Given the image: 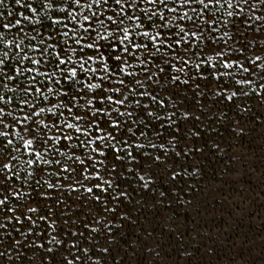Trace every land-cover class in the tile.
I'll list each match as a JSON object with an SVG mask.
<instances>
[{
  "label": "snow or ice",
  "instance_id": "1",
  "mask_svg": "<svg viewBox=\"0 0 264 264\" xmlns=\"http://www.w3.org/2000/svg\"><path fill=\"white\" fill-rule=\"evenodd\" d=\"M13 3L0 12V264L31 248L46 249L40 264L106 262L103 232L74 233L65 206L88 202L73 212L84 224L102 197L124 204L128 177L147 188L139 173L174 171L165 145L187 146L209 93L264 99V0Z\"/></svg>",
  "mask_w": 264,
  "mask_h": 264
},
{
  "label": "rangeland",
  "instance_id": "2",
  "mask_svg": "<svg viewBox=\"0 0 264 264\" xmlns=\"http://www.w3.org/2000/svg\"><path fill=\"white\" fill-rule=\"evenodd\" d=\"M259 93L217 103L209 93L206 107L195 109L205 118L188 126L187 146L174 150L182 149L175 170L169 163L159 179L139 173L153 186L143 188L144 182L135 180L126 185L130 195L122 207L113 200L116 208H102L104 215L93 211L95 219L84 224L73 212L88 215V202L64 209L74 233L96 228L113 235L101 241L111 252L106 262L96 255L92 264H264V99ZM94 243L99 253L102 247ZM31 249L13 264H40L38 250Z\"/></svg>",
  "mask_w": 264,
  "mask_h": 264
},
{
  "label": "trees",
  "instance_id": "3",
  "mask_svg": "<svg viewBox=\"0 0 264 264\" xmlns=\"http://www.w3.org/2000/svg\"><path fill=\"white\" fill-rule=\"evenodd\" d=\"M16 6L14 5V3H13V0H5V3H4V5L3 6H0V12H2V13H7V12H9V11H13V9L15 8ZM252 92H248L247 93V95H249V94H251ZM170 130H175V129H170ZM188 130V129H187ZM187 130H185V132L183 133V134H185L186 132H188ZM161 131L163 132V129H161ZM167 135V134H166ZM166 139H171V138H169V137H166ZM174 150H176V148H173V147H171V146H169L168 144H166L165 145V149H164V151H166L168 154H169V158H170V160H174L177 156H175L174 155V152H176V151H174ZM153 155H155V152H153L152 153ZM128 179H131V181L133 182L134 180L136 181L137 179H138V177H128ZM159 183V182H158ZM124 187H126V185H124ZM102 202L101 203H104L105 204V206H101V208L100 209H104L105 211H106V209H107V211L106 212H108V208L109 207H111V208H116V206H115V204H110V203H108L107 201H105V200H103V197H102ZM81 203V202H80ZM100 203V204H101ZM123 205L122 204H119V207H122ZM66 210H68V208H67V206H66V208H65ZM66 210H64V213H65V211ZM104 214H106V213H104V212H102V215H104ZM62 219H63V216L61 217ZM125 222L124 221H122V222H120L119 224H124ZM117 226V225H116ZM115 226V227H116ZM109 228V227H108ZM73 231H74V229H72ZM102 232H103V235H101V237L99 238V239H97V242H99L98 244L99 245H101V247H103L104 245H105V243H102L101 241H104V239H105V237H107V236H110V237H113V235L111 236V235H109V234H104V230H101ZM50 232L51 233H53L54 234V232H55V229L54 230H50ZM98 232H100V231H98ZM81 240H83L82 242H84L85 240L84 239H81ZM81 240L79 241V243L83 246L84 245V243H82L81 242ZM36 242V241H35ZM37 243L39 244V243H41V241L40 240H37ZM114 244H117V242L115 243V242H113ZM46 245H47V247H52L53 245H51V244H48L47 243V241H46ZM68 247H71V243H69L68 245H67ZM32 250H34V249H29V251H30V253H32ZM46 249H44V251H43V249H40V250H38L37 251V256H38V261H39V263H40V260L46 255ZM35 252V251H34ZM93 259V256H91V260ZM92 262V261H91Z\"/></svg>",
  "mask_w": 264,
  "mask_h": 264
}]
</instances>
